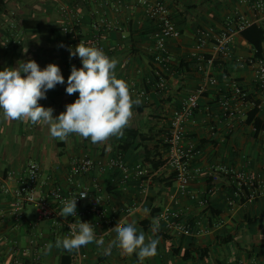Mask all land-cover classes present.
<instances>
[{
    "label": "crops",
    "instance_id": "crops-1",
    "mask_svg": "<svg viewBox=\"0 0 264 264\" xmlns=\"http://www.w3.org/2000/svg\"><path fill=\"white\" fill-rule=\"evenodd\" d=\"M148 1H164L181 31L177 40L167 42L173 65L170 73H164L165 90L157 88L154 77V71L159 69L154 62L156 27L139 0H6L0 13V71L6 67L15 68L18 62L30 59L41 69L50 63L56 64L65 83L57 84L46 92L45 99L38 101L41 106L53 109L54 118L79 97L78 92L66 93L72 67H82L80 58L73 59L69 49H75L78 39L94 35L103 38L110 58L118 60L117 78L125 80L130 92L135 91L131 92L132 98H139L142 103L133 106V117L130 126L124 129V135L112 137L102 144H92L90 138L84 139L76 134H70L65 141L53 139L47 125L5 120L0 110V264H13L14 257L21 256L22 251H27V256L21 259L22 264H140L135 254L122 256L116 248L111 255L105 256L95 243L80 248L87 256L83 260L72 259L76 250L68 252L53 246L47 251V244L54 245L58 237H65L66 228L56 229L50 223L38 222L32 206H26L22 219L15 220L10 215L13 198L1 189L4 185L15 188L16 182L8 181L7 173L14 171L20 175L31 159L41 166L43 181L50 179L65 190L79 186L93 193L94 184L99 185L113 228L118 221L133 223L138 234L142 232L146 238L153 236L151 225L153 220L157 221L158 215L152 218L151 214H160L166 206L177 209L182 218L193 225L191 236L167 233L159 225V233L167 238L155 234L159 238L157 255L147 258L143 264H264V187L257 188L251 199V190L238 192L231 177L218 171L220 167H229L264 177V130L256 133L253 126L245 123L252 109L230 100V107H238L240 111L235 118H230L219 106L223 95L233 98L225 79L228 77L248 92L251 102L261 104L258 117L264 121V101L258 89L256 69L235 63L237 58L247 59L253 55L252 48L240 33L233 36L232 58L216 59L219 61L213 66L212 76L219 83L209 88L199 109L186 125V141L199 151L191 164L192 169L199 172L186 194L178 191L175 175L165 163L157 171H152L146 195L140 181L133 177L124 179L116 170L69 177V165L75 158L88 155L94 160L107 159L121 153L118 147L123 144L129 145L127 151L121 153L129 166L141 163L150 168L145 163L147 153L158 154L164 161V138L174 112L205 81L201 69L205 64L190 57L197 29L213 28L219 32L226 17L234 13L263 22L248 5L241 3L242 0ZM61 6L66 8L62 12L59 10ZM103 18L120 29L106 30L101 23ZM75 23L78 26L76 37L66 36L62 27ZM204 52L206 57H211L212 46ZM191 63L196 65L191 66ZM140 91L146 96H139ZM129 130L146 134L148 140L129 138L126 134ZM109 145L110 150H106ZM192 196L195 199H191ZM132 208L128 213L127 210ZM145 209L149 211L146 213ZM246 215L256 217L257 221L246 223ZM146 221L150 224H145ZM115 235L112 230L109 232L106 245ZM226 236L232 239L228 244L218 239ZM176 249L180 252L205 249L208 257L202 261H183L179 255L173 254Z\"/></svg>",
    "mask_w": 264,
    "mask_h": 264
},
{
    "label": "built area",
    "instance_id": "built-area-1",
    "mask_svg": "<svg viewBox=\"0 0 264 264\" xmlns=\"http://www.w3.org/2000/svg\"><path fill=\"white\" fill-rule=\"evenodd\" d=\"M139 3L147 9L149 17L153 20L156 27L155 47H154V62L159 69L154 71V77L157 80V88L159 90L166 89L165 74L172 71V60L167 49L169 40H177L181 36V31L172 19L169 9L164 1L149 2L148 0H139ZM242 4L248 5L250 11L264 21V0L247 1L242 0ZM66 8L61 6L59 10L62 12ZM79 22V21H77ZM101 23L106 30L120 29L115 24L106 21L104 18ZM258 23L256 19H249L245 16L234 13L229 15L224 20L223 26L219 32L213 28H200L196 31L195 45L190 54V57L203 63L202 70L205 75V81L191 94V96L182 103L170 121L169 131L164 138L166 145L165 165L174 173L178 191L181 194H186L190 183L194 180L198 170H193L191 167L192 161L198 154L197 148L186 141V125L194 116L195 112L200 107V101L203 96L209 91L210 87L218 85V80L212 76V69L218 57L224 59L232 58V40L236 33L242 32L245 28ZM77 23L70 26H63L62 31L66 36L71 38L76 37ZM78 44L82 40L86 46H95L103 50L110 58V54L106 49L103 38L99 35H94L90 38L78 39ZM212 46L213 54L211 57H206L205 49ZM77 59V56L73 57ZM235 63L241 66H254L257 71V85L264 101V56L254 57L253 55L247 59L237 58ZM165 73V74H164ZM228 86L233 94L230 99L227 95L220 97L219 106L222 111L230 118H235L240 112L239 108H231L230 100L236 102L237 105L248 106L251 109L261 108V104L250 101V96L246 90L234 79L225 77ZM131 92H135L134 89ZM144 97L146 93L140 91L137 93ZM263 132V131H262ZM264 137V133H262ZM116 170L122 173L124 179L133 177L140 181L143 194L148 193L152 171L144 164L137 163L129 166L122 158L121 154L108 157L107 159L94 160L90 156L85 155L75 158L69 165L70 179L75 177H83L93 174L95 171ZM219 172L231 177L238 192L242 190H251L252 199L255 195V190L264 187V177L259 174H251L243 171H237L229 167H220ZM8 181L16 182L15 188L9 186H1L4 194L12 196L11 213L15 220L22 219V212L26 206H32L35 209L36 220L38 222H46L52 224L56 229L66 228L65 236L71 235L69 228L70 224L77 221L90 222L96 231L97 238L103 236L106 240L109 232L113 228L112 221L108 215V210L104 207V194L99 185L94 184V192L91 193L86 188L77 187L73 190H65L60 186L47 179L42 180V168L37 162H29L20 171V175H16L14 171L7 173ZM52 185L48 189L47 185ZM238 193H236L237 196ZM81 195H86L81 198ZM77 198L76 216L61 217L63 205L62 200ZM191 199H195L194 196ZM132 209L127 210L131 213ZM157 222L167 233H177L183 236H191L194 232V227L182 218L181 213L172 206H166L157 217ZM104 229V230H103ZM2 240L0 238V246ZM27 256V251H22L21 256L14 257L13 264H22V258ZM72 259L83 260L87 256L80 249L72 254ZM256 264V263H253Z\"/></svg>",
    "mask_w": 264,
    "mask_h": 264
},
{
    "label": "clouds",
    "instance_id": "clouds-1",
    "mask_svg": "<svg viewBox=\"0 0 264 264\" xmlns=\"http://www.w3.org/2000/svg\"><path fill=\"white\" fill-rule=\"evenodd\" d=\"M69 52L82 62L79 69L72 67L66 87L68 95L78 92V99L67 104L66 110L54 118L53 109L41 106L38 101L46 98L48 90L65 83L60 68L50 63L41 69L31 59L18 62L17 67H6L0 71V110L4 119L47 125L50 137L60 141H65L70 134L90 138L92 144L122 137L124 129L130 126L133 106H139L142 101L133 99L128 83L117 78L115 68L118 60L109 58L98 47L86 46L82 40ZM110 147L106 150H110ZM61 204V217L76 216L77 198L62 200ZM148 211L145 209L146 213ZM69 228L70 236L58 237L54 245L49 243L45 246L46 250L51 251L54 246L72 252L95 243L105 256L111 255L113 248H116L122 256L135 254L140 264L157 255L159 238L155 234L159 231V223L155 220L151 225L153 236L147 238L144 233H137L133 223L118 221L111 229L116 234L115 238L107 245L103 236L97 238L95 227L90 222L79 220L70 224Z\"/></svg>",
    "mask_w": 264,
    "mask_h": 264
},
{
    "label": "trees",
    "instance_id": "trees-1",
    "mask_svg": "<svg viewBox=\"0 0 264 264\" xmlns=\"http://www.w3.org/2000/svg\"><path fill=\"white\" fill-rule=\"evenodd\" d=\"M6 5V0H0V13L3 11L4 7ZM241 37L246 41V43L252 48L253 50V56L254 57H263L264 56V21L261 23H254L253 25L245 28L242 32H240ZM70 37V36H68ZM219 61V59H218ZM215 62V63H218ZM191 66L196 65L195 63H191ZM180 66H183L182 63ZM258 105V102L255 103ZM259 109L257 107L253 108L247 115L246 118V125H251L254 127L256 133H259L264 130V121L258 117ZM127 136L129 138H139L140 141H146L148 140V136L146 134H143L139 131L136 130H129L127 131ZM165 149L166 145L164 144ZM119 152H125L129 148L128 144H123L119 145ZM118 153V154H121ZM145 163H148L151 171H157L159 168H161L164 165V161L161 159V156L158 154H149L147 153L146 158H145ZM175 180V177H174ZM214 212V211H212ZM218 214V213H215ZM159 215V212L157 213H152L151 217H156ZM245 221L248 224H254L257 221V218H251L249 216H245ZM145 224H150L149 221H146ZM158 236H162L163 238H167L166 235L159 233V231L156 233ZM162 234V235H161ZM218 239L224 243L228 244L231 242V236H226V237H218ZM222 239V240H221ZM173 254L175 256H178L183 260V261H202L205 258L208 257L207 250L205 249H186L184 251H181L179 249H176L173 251Z\"/></svg>",
    "mask_w": 264,
    "mask_h": 264
},
{
    "label": "rangeland",
    "instance_id": "rangeland-1",
    "mask_svg": "<svg viewBox=\"0 0 264 264\" xmlns=\"http://www.w3.org/2000/svg\"><path fill=\"white\" fill-rule=\"evenodd\" d=\"M31 162H34L33 159H31Z\"/></svg>",
    "mask_w": 264,
    "mask_h": 264
}]
</instances>
